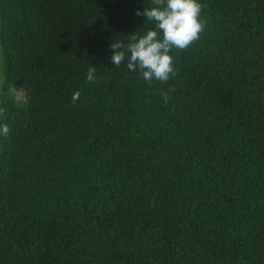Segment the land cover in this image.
<instances>
[{
    "label": "trees",
    "instance_id": "1",
    "mask_svg": "<svg viewBox=\"0 0 264 264\" xmlns=\"http://www.w3.org/2000/svg\"><path fill=\"white\" fill-rule=\"evenodd\" d=\"M198 2L149 83L152 0H0V264H264V0Z\"/></svg>",
    "mask_w": 264,
    "mask_h": 264
},
{
    "label": "clouds",
    "instance_id": "2",
    "mask_svg": "<svg viewBox=\"0 0 264 264\" xmlns=\"http://www.w3.org/2000/svg\"><path fill=\"white\" fill-rule=\"evenodd\" d=\"M152 5L135 14L154 22L156 30H148L142 36H137L134 32L128 36L126 44L114 40L110 45L113 53L110 62L118 68L127 61V69L139 71L145 81L151 83L157 80L164 83L177 75L174 59L170 55L172 49L185 50L198 41L206 21L201 19L203 6L198 0H152ZM96 71L97 68L89 66L86 81L95 82ZM79 97L80 92H74L72 102L75 103ZM162 98L165 103L168 102L167 93H162ZM5 113L6 110L0 107V118ZM10 132L11 128L7 123L0 124V137L7 138Z\"/></svg>",
    "mask_w": 264,
    "mask_h": 264
},
{
    "label": "rangeland",
    "instance_id": "3",
    "mask_svg": "<svg viewBox=\"0 0 264 264\" xmlns=\"http://www.w3.org/2000/svg\"><path fill=\"white\" fill-rule=\"evenodd\" d=\"M3 76H2V55L0 54V86H1V82H2ZM13 95L15 97L16 100H20V94H18V92H13Z\"/></svg>",
    "mask_w": 264,
    "mask_h": 264
}]
</instances>
